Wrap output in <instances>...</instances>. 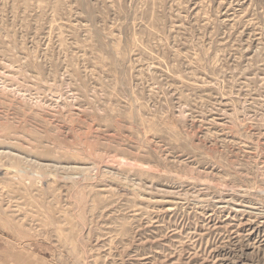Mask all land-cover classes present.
I'll return each mask as SVG.
<instances>
[{
    "label": "rangeland",
    "instance_id": "rangeland-1",
    "mask_svg": "<svg viewBox=\"0 0 264 264\" xmlns=\"http://www.w3.org/2000/svg\"><path fill=\"white\" fill-rule=\"evenodd\" d=\"M0 264H264V0H0Z\"/></svg>",
    "mask_w": 264,
    "mask_h": 264
}]
</instances>
